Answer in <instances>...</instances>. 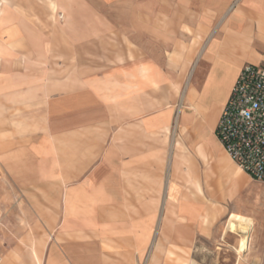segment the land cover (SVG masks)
Returning <instances> with one entry per match:
<instances>
[{"label": "crops", "instance_id": "0c3cea01", "mask_svg": "<svg viewBox=\"0 0 264 264\" xmlns=\"http://www.w3.org/2000/svg\"><path fill=\"white\" fill-rule=\"evenodd\" d=\"M69 1L54 29L0 32L31 41L0 54V264H174L213 210L172 198L177 150L218 202L254 180L216 128L264 66V0Z\"/></svg>", "mask_w": 264, "mask_h": 264}, {"label": "rangeland", "instance_id": "374dc122", "mask_svg": "<svg viewBox=\"0 0 264 264\" xmlns=\"http://www.w3.org/2000/svg\"><path fill=\"white\" fill-rule=\"evenodd\" d=\"M52 1L54 3L49 0H1L0 32L2 28L7 27L16 30L23 28L27 32L31 30V23L40 28L54 29L59 25V20L63 19L65 11L72 10L74 4L69 0ZM100 7L107 10L103 4ZM29 38L31 39V36ZM29 41L24 37L0 35V42L2 46L4 45L0 54L4 55L13 48L21 49L23 44ZM14 43L15 45H12ZM104 46L102 50L105 54L115 53L117 49H122L123 37L110 36ZM52 55V59H60L58 52ZM186 87L187 84H182L181 97L177 103L178 109L181 108ZM177 139H180L179 136ZM177 153L178 175L175 179L176 186L173 188L172 198L177 200L191 197L197 202L211 204L213 210L206 211L198 217L201 223H205V228L199 233L200 224L196 225V238L193 246L180 249L179 258L167 262L174 264H264V181L250 179L246 189L240 194L228 196L227 201L223 197L221 198L223 201L218 202V197L214 195L217 189L211 187L210 182L205 178L204 166L196 161L193 162V159L189 158L181 148L177 150ZM228 224L250 229L249 242L241 253L239 249L242 241L238 234L230 231Z\"/></svg>", "mask_w": 264, "mask_h": 264}, {"label": "built area", "instance_id": "2783aa9c", "mask_svg": "<svg viewBox=\"0 0 264 264\" xmlns=\"http://www.w3.org/2000/svg\"><path fill=\"white\" fill-rule=\"evenodd\" d=\"M216 135L242 171L264 181V66H243L223 107Z\"/></svg>", "mask_w": 264, "mask_h": 264}, {"label": "bare ground", "instance_id": "6f19581e", "mask_svg": "<svg viewBox=\"0 0 264 264\" xmlns=\"http://www.w3.org/2000/svg\"><path fill=\"white\" fill-rule=\"evenodd\" d=\"M1 1V0H0ZM4 1V0H2ZM6 1V0H5ZM5 3V2H4ZM3 7V6H2ZM228 228H230V231L232 233H236L239 235L241 241H242V245H240V249H239V253L242 252L243 248L248 244L249 242V237H250V229L244 228V227H240V226H236L233 224H228ZM196 263V262H195Z\"/></svg>", "mask_w": 264, "mask_h": 264}]
</instances>
